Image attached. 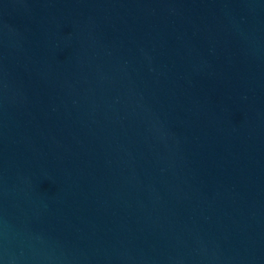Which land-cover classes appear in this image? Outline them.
Listing matches in <instances>:
<instances>
[{"label": "water", "instance_id": "95a60500", "mask_svg": "<svg viewBox=\"0 0 264 264\" xmlns=\"http://www.w3.org/2000/svg\"><path fill=\"white\" fill-rule=\"evenodd\" d=\"M0 264H264V0H0Z\"/></svg>", "mask_w": 264, "mask_h": 264}]
</instances>
